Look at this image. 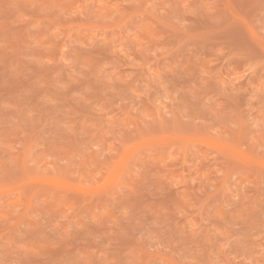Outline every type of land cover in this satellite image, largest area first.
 Returning <instances> with one entry per match:
<instances>
[{
    "label": "rangeland",
    "instance_id": "374dc122",
    "mask_svg": "<svg viewBox=\"0 0 264 264\" xmlns=\"http://www.w3.org/2000/svg\"><path fill=\"white\" fill-rule=\"evenodd\" d=\"M0 264H264V0H0Z\"/></svg>",
    "mask_w": 264,
    "mask_h": 264
}]
</instances>
